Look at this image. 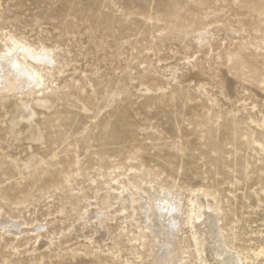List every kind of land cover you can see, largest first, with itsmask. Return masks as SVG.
Listing matches in <instances>:
<instances>
[{"label": "rangeland", "instance_id": "374dc122", "mask_svg": "<svg viewBox=\"0 0 264 264\" xmlns=\"http://www.w3.org/2000/svg\"><path fill=\"white\" fill-rule=\"evenodd\" d=\"M201 31L212 40L196 52ZM0 35L63 67L0 99V212L37 227L0 237V264H141L118 204L99 245L89 227L54 242L122 175L175 189L185 208L191 189L217 191L229 245L264 261V0H0ZM185 58L199 79L174 81L165 65Z\"/></svg>", "mask_w": 264, "mask_h": 264}, {"label": "bare ground", "instance_id": "6f19581e", "mask_svg": "<svg viewBox=\"0 0 264 264\" xmlns=\"http://www.w3.org/2000/svg\"><path fill=\"white\" fill-rule=\"evenodd\" d=\"M225 34L228 36L230 33ZM233 37L235 38V35ZM211 40L208 31L199 32L194 39L196 49L194 51L203 52ZM52 50L44 45L34 47L11 35L5 40L0 38V99L10 93L21 95L28 90L37 93L45 84L46 74L52 75L57 68V73H60L63 67L59 63L54 66L50 64ZM32 61L36 64L34 65ZM191 64L192 59L185 58L182 63L174 60L165 67L171 72L174 81H192L199 79L200 73L196 69L192 70ZM228 86L231 88L233 81L230 80ZM258 144L261 145L260 142ZM201 186L191 189L190 195L188 193L185 208L182 204L184 195L172 191L175 189L168 190L151 182L138 185L126 176L116 177L107 183L106 188L97 191L92 200H88V206L77 225L56 237L54 242L60 245L74 238L85 237L83 228L89 227L93 230L90 239L99 245V238L109 233L107 222L115 218L108 209L118 204L115 211L122 214L125 219L121 227L123 235L129 242L139 241L137 246L143 250L142 252L137 248L135 251L141 264H190L192 258L199 264H244L249 258L247 252L229 245L225 229L220 224L221 207L218 192ZM1 213L0 237L6 239V243H12L21 232H27V229L24 230L21 226L16 230L17 225L7 223L6 216ZM182 225L187 226L188 231L184 238L180 239ZM132 228L137 232H133ZM36 229L37 227H31L28 232ZM96 233L100 236L98 239L94 236ZM253 254L255 258L264 257V245ZM120 256L128 264H134L123 257V252ZM259 264H264V261Z\"/></svg>", "mask_w": 264, "mask_h": 264}]
</instances>
